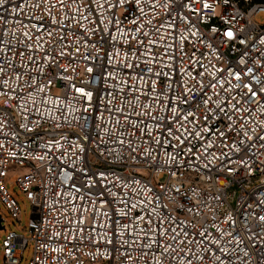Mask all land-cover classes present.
<instances>
[{
  "label": "built area",
  "instance_id": "1",
  "mask_svg": "<svg viewBox=\"0 0 264 264\" xmlns=\"http://www.w3.org/2000/svg\"><path fill=\"white\" fill-rule=\"evenodd\" d=\"M259 16L264 0H4L0 200L20 220L15 173L33 206L5 263L32 241L29 264H264Z\"/></svg>",
  "mask_w": 264,
  "mask_h": 264
},
{
  "label": "rangeland",
  "instance_id": "2",
  "mask_svg": "<svg viewBox=\"0 0 264 264\" xmlns=\"http://www.w3.org/2000/svg\"><path fill=\"white\" fill-rule=\"evenodd\" d=\"M258 21L263 23L264 16H259ZM16 178H17V174L10 173L7 176L6 186L8 190L11 192V194L16 198V200L18 201L21 207V218L20 220L14 218L10 213L9 209L6 207V205L2 203L0 200V217L3 219L2 224L5 226V228L0 229V247L8 231L13 230L19 234L24 235L27 238L30 237V233L27 229V226L32 218L33 206L26 198L25 194L18 187L16 183ZM33 252H34V244L32 241H29L23 251L22 258L20 259V262L18 264H29L33 257ZM0 264H6L1 248H0Z\"/></svg>",
  "mask_w": 264,
  "mask_h": 264
},
{
  "label": "snow or ice",
  "instance_id": "3",
  "mask_svg": "<svg viewBox=\"0 0 264 264\" xmlns=\"http://www.w3.org/2000/svg\"><path fill=\"white\" fill-rule=\"evenodd\" d=\"M4 3V0H0V4H3ZM58 3H63V0H58ZM205 7H208V5L207 4H205L204 5ZM40 23H42V21H40ZM25 35H27V34H25ZM48 35L49 36H51L52 35V33H48ZM225 35L227 36V37H229V38H233L234 37V33L231 31V30H228V31H226L225 32ZM60 55H64V53H60ZM110 63V62H109ZM128 67H132V65H128ZM0 71H3V69H0ZM87 71H89V72H92L93 71V69L92 68H89V69H87ZM148 71L150 72L151 71V69H148ZM109 75H111V74H109ZM248 77H249V79H251V80H256V77L254 76V75H252V69H249L248 70ZM235 78L239 81L240 79H241V74H240V72H237L236 74H235ZM222 83V82H221ZM211 86V85H210ZM245 87L246 88H248V90H249V93H250V96H249V99L251 100L252 98H254V97H256L257 95H260L261 97H264V89H260L258 92L257 91H252V85H245ZM77 91L78 92H80L83 96H85V97H87V98H91V93L90 92H85V89L84 88H78L77 89ZM186 91H187V89H186ZM207 101H205V103H206ZM217 107H219V106H217ZM232 107L235 109L236 108V105H232ZM205 120H207V117H205ZM220 135H224L223 133H220ZM245 135H246V133H245ZM258 139H261L262 141H264V137H258ZM233 148H235V145H233ZM237 151H240V149H236ZM229 171H231V169H229ZM175 191H176V193L177 194H179V189H175ZM259 219L260 220H262V221H264V216H261V217H259ZM149 223H150V221H149ZM193 230H195V229H193ZM198 235H201V236H203L204 235V233H201V232H198L197 233ZM164 252H168V248H164ZM129 259H131V257H129ZM217 259L219 260V257H217ZM157 264H159V261L157 262ZM189 264H190V262H189Z\"/></svg>",
  "mask_w": 264,
  "mask_h": 264
},
{
  "label": "water",
  "instance_id": "4",
  "mask_svg": "<svg viewBox=\"0 0 264 264\" xmlns=\"http://www.w3.org/2000/svg\"><path fill=\"white\" fill-rule=\"evenodd\" d=\"M2 222H3V219L0 217V229L5 228V226L2 224Z\"/></svg>",
  "mask_w": 264,
  "mask_h": 264
}]
</instances>
